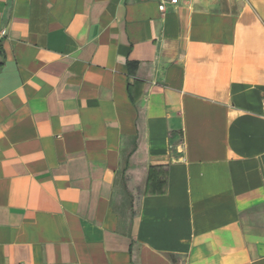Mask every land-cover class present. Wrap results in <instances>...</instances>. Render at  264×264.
Returning <instances> with one entry per match:
<instances>
[{
  "label": "crops",
  "instance_id": "1",
  "mask_svg": "<svg viewBox=\"0 0 264 264\" xmlns=\"http://www.w3.org/2000/svg\"><path fill=\"white\" fill-rule=\"evenodd\" d=\"M0 0V264H264V0Z\"/></svg>",
  "mask_w": 264,
  "mask_h": 264
},
{
  "label": "built area",
  "instance_id": "2",
  "mask_svg": "<svg viewBox=\"0 0 264 264\" xmlns=\"http://www.w3.org/2000/svg\"><path fill=\"white\" fill-rule=\"evenodd\" d=\"M180 2V0H162L159 8L161 11H165L167 9V5H176ZM0 36L1 37H8V29L7 28H3L0 30Z\"/></svg>",
  "mask_w": 264,
  "mask_h": 264
}]
</instances>
